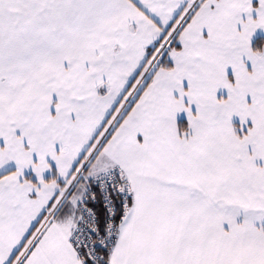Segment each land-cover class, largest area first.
<instances>
[{
  "label": "snow or ice",
  "instance_id": "obj_1",
  "mask_svg": "<svg viewBox=\"0 0 264 264\" xmlns=\"http://www.w3.org/2000/svg\"><path fill=\"white\" fill-rule=\"evenodd\" d=\"M0 264H264V0H0Z\"/></svg>",
  "mask_w": 264,
  "mask_h": 264
}]
</instances>
